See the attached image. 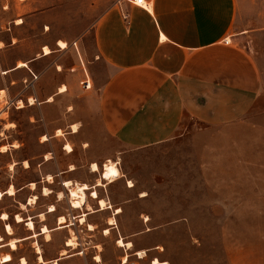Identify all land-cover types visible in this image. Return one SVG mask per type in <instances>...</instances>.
Returning a JSON list of instances; mask_svg holds the SVG:
<instances>
[{"label":"crops","instance_id":"obj_1","mask_svg":"<svg viewBox=\"0 0 264 264\" xmlns=\"http://www.w3.org/2000/svg\"><path fill=\"white\" fill-rule=\"evenodd\" d=\"M146 1L147 9L113 0L93 25V47L82 49L77 43L61 48L50 36L35 39L23 34L22 25L29 15L19 9L28 2L0 0V98L3 94L14 108L18 101L24 102L17 109L25 108L28 123L48 136H43L42 143L65 131L62 138L55 139L65 155L74 152L70 137L87 131L86 119H91L92 132L113 139L120 150H145L177 135L197 133L199 142L191 143L189 194L199 200L192 205L217 208L224 261L264 264V0ZM17 20L22 22L16 24ZM4 22L15 23L8 24L9 33L1 29ZM44 47L49 48L48 53ZM18 62L25 65L19 67ZM30 72L37 78L32 79ZM86 78L90 82L87 89L81 84ZM186 118L197 126L190 129ZM18 125L12 115L0 114V155H12L20 148L13 136ZM73 125H77L76 131H72ZM51 153L43 154L39 162L38 168L45 174L34 189L28 187L31 196H36L32 194L36 184L48 182L46 177L59 176L55 172L68 165L63 173L76 169L73 164L70 169L73 158L52 162ZM24 161L28 162L23 158L21 163ZM11 163L16 166L18 162L11 158ZM66 180L77 182L62 181ZM127 181L132 180H125L126 187L132 188ZM10 185L15 190L12 195L5 193ZM44 187H40L41 196L52 194L43 195ZM24 188L12 176L0 187V201L4 197L12 200L7 206L0 202V235L3 241L14 239L17 246L12 249L8 242L3 243L0 264H19L25 258L18 252L19 246L38 233L35 218L43 222L42 227L47 226L43 218L54 212L45 211L36 201L28 203L31 196L18 198ZM92 189L103 199L96 186ZM2 213L8 216L5 220ZM15 215H24L22 234L14 232L21 223ZM115 215L110 217L115 219ZM28 217L34 223L32 230L26 225ZM86 217L82 224L89 230ZM2 254L11 257L4 261Z\"/></svg>","mask_w":264,"mask_h":264},{"label":"rangeland","instance_id":"obj_2","mask_svg":"<svg viewBox=\"0 0 264 264\" xmlns=\"http://www.w3.org/2000/svg\"><path fill=\"white\" fill-rule=\"evenodd\" d=\"M18 1L28 2V6L19 9L20 13L27 11L26 13L29 15L22 25L23 34H29L35 39L43 35L50 36L57 39V45L61 48L66 45L68 47V43L70 46L77 43L78 48L90 49L93 47V25L113 0ZM8 24L14 25L15 23H2L1 29L7 33L10 30ZM1 95V116L12 115L19 122L13 136L18 139L20 148L12 151V155H0V187H3L7 179L12 176L17 186L26 187L20 191L18 198L31 196L28 187L32 188V186H28V184L41 181L40 175L45 173L38 168V165L43 160V154L48 155L46 154L48 152H52V160H50L52 162L55 159L61 161L67 157L73 158L74 161L69 164H73L76 168L71 173H63L67 171L69 165L61 168L63 171L55 172L56 175L60 174L59 176L53 177L52 182L47 180V183L52 184H36V189L32 191V194L37 196L35 201L39 207H43L47 211L46 207L53 203L55 210L43 218L46 219L44 223L47 226L49 224L48 227L46 226L49 236L39 233L43 222L39 223L37 222L38 218H35V232L38 233L19 246L18 252L23 253L26 264H53L52 261L56 259L58 264H122L121 260L125 255L128 256L126 264H152L154 258L159 260V264H228L223 259L221 231L218 228V219L221 215L217 213V208L193 206L192 203L198 201L199 198L192 193L189 194V172L192 171L189 169V160L193 158L194 152L191 143L199 142L200 135L190 131L185 135H177L161 146L145 150H120L119 145L113 139L92 132L93 128L89 126L91 119H86L87 131L85 133L80 130L73 137L65 134L74 141L75 145L74 152L65 155L55 140L62 138L65 131L62 130L63 134H57L51 142L44 141L42 143L43 136L47 135L38 133L36 125L28 123L25 108L18 110V103L17 108H14L3 97V94ZM24 105L23 102V107ZM184 122L190 129L197 126L190 118H186ZM64 130L66 133L70 132L69 127ZM83 144L86 146L83 147ZM11 158L17 160L16 166L14 163L8 164L11 162ZM23 158L27 159V164H25L26 161L21 163ZM107 159L108 161H106ZM113 161L117 162L120 179H116L111 184L102 181L101 186L97 187V191L106 203L108 201L111 204L112 210L115 207H120L117 209L121 210L117 216L115 215L113 223L116 224L115 228L104 235L103 229L109 230L106 228L108 227L106 221L111 218L110 210L100 211L98 203L89 199L90 197L94 198L92 193L88 194L87 200L91 206L92 211L89 210L92 212L91 214L87 215L85 212L87 206L73 210L68 199V190L61 186V181L73 179L79 183H87L90 188H93L96 180L100 178L99 173L103 164L105 168ZM92 162H96L99 168V171L94 174L91 173ZM72 168L74 167L72 166ZM126 179L132 180L133 182H130L134 187L127 188ZM127 183L129 185V181ZM41 186L48 187L52 194L46 197L41 196ZM60 191H62L63 197L58 200L56 194ZM14 192L15 190L13 194ZM11 201L4 197L0 202L7 206ZM67 213H78L79 219L85 214L88 224L92 223L96 227L93 231H89L84 223L85 227L80 231V228L71 226L72 224L61 225L64 223L62 216L57 225L56 217ZM23 216L20 215L21 218ZM23 224L25 225L24 222L18 224L14 228V232L22 234ZM57 226L61 229H56ZM70 238H73L71 240L74 245L66 247V242ZM119 238L125 242H132L133 248L126 250L123 247H118L117 239ZM5 241L0 243V247ZM36 246L40 248L43 262L38 261ZM63 249L66 250L65 256L68 257L60 259ZM138 250H146V257L139 259L136 255ZM95 254L99 255L101 263L94 261L97 256L94 259L92 257ZM2 257L4 261H8L11 255L2 254Z\"/></svg>","mask_w":264,"mask_h":264},{"label":"bare ground","instance_id":"obj_3","mask_svg":"<svg viewBox=\"0 0 264 264\" xmlns=\"http://www.w3.org/2000/svg\"><path fill=\"white\" fill-rule=\"evenodd\" d=\"M147 7L149 8V5ZM21 22H22L21 20H17L16 24H19ZM43 51L45 53H48L49 52V48L44 47ZM17 65L19 67H22L25 64L23 62H19ZM60 89L63 90L64 86L60 87ZM18 107L19 108L23 107V102L19 101L18 102ZM72 129H73L72 131H76L77 130V125H73ZM42 140H46V137H43ZM5 148L6 147H2V150H4ZM67 149L70 151L71 147L69 145H67ZM106 161H108V160H106ZM25 164H27V162ZM116 165H117V162H115V161H113V162L109 163L108 165H106L105 168H104V164H103L102 170L99 173L100 174V178L97 179V181H96V185H95L96 187L101 186V182L102 181H107L108 183H111V182H113L116 179H119L121 177L120 172H119V170L117 168L118 166H116ZM70 169H74V168H72V165H70ZM91 169L94 172L99 170V168H98L96 163L92 164ZM47 180L48 181H52L53 178L51 176H48ZM63 182H65V185H66V187L65 186L64 187L67 188V190H68V199H69V202H70L72 208L79 209L81 207L87 206V210H91L90 206L86 204V200H87V195L86 194H87L88 190H91L94 198L99 200L98 201V206L99 205L101 206L99 208V210H104V209H106L108 207L106 201L104 199L98 198V195H97L95 189L90 188L89 185H87L86 183L79 184L77 182H73V181H69V180H66V181H63ZM31 186H32V188H34L35 184L32 183ZM129 186L133 187L134 185L129 181ZM13 191L14 190H13V188L11 186L8 189V191L5 192V193H8L9 195H12ZM49 193H50L49 189L44 187L43 188V195H48ZM2 195H3V193L0 192V197ZM58 195H59V198L63 197V194L61 192ZM35 200H36V196H31L29 198V202L28 203H34ZM22 207H24V206H22ZM54 208H55L54 205H51L49 207V212L54 211L55 210ZM119 212H120V209H117L116 213H119ZM2 214L3 215H2L1 218L5 220L8 216H7L6 213H2ZM84 217H85V214H83L81 216V218H80L81 222L85 221ZM15 219H16L17 222H22L23 221V219L19 215H16ZM114 221L115 220H114L113 217L108 219V223L109 224H113ZM26 222H27L26 225L28 226V229H30V230L34 229V223L32 221V218H29L28 220H26ZM88 229L90 231H93L94 230V226L92 224H88ZM6 230H7L8 233H11V228H10L9 225H6ZM40 233L44 234L47 237L49 236V234H48L49 230H48V228L46 226L42 227V230H41ZM107 233H109V230L105 229L104 230V234H107ZM2 241H3V238H2V236H0V243H2ZM7 245L10 246L12 249L16 248L15 240H13V239L10 240L7 243ZM71 245H74V243L72 242L71 239H69L67 241V245L66 246H71ZM117 245H118V247H123L126 250H129V249L133 248L132 242H130V241H126L125 242L122 238L117 239ZM36 252L40 253V248L38 246H36ZM65 253H66V250L63 249L61 251V255L65 254ZM136 255L138 256V258L143 259L144 257H146V250H138ZM127 257H128L127 255L123 256V258H122L123 263L127 262V259H128ZM38 261L39 262H43V259H42L41 255H38ZM95 261L96 262H100V257L97 256ZM152 261H153L152 264H159L160 263L159 260L156 259V258H154ZM52 263L53 264H58V260L57 259L53 260ZM20 264H26V260L22 258L21 261H20Z\"/></svg>","mask_w":264,"mask_h":264},{"label":"built area","instance_id":"obj_4","mask_svg":"<svg viewBox=\"0 0 264 264\" xmlns=\"http://www.w3.org/2000/svg\"><path fill=\"white\" fill-rule=\"evenodd\" d=\"M124 1H127V2H129V3H132V4H134V5H137V6H139V7H142V8H144V9H147L148 7V5H149V2L148 1H146V0H124ZM226 43H227V41H225ZM30 75H31V77H32V79H36L37 78V75H35V74H33L32 72H30ZM26 81V80H25ZM81 84L83 85V88H85V89H87V88H89L90 87V82H89V80H87V78L86 79H84V81H82L81 82ZM45 158V157H44ZM47 180V179H46ZM127 185H128V183H127ZM61 186H65L66 187V185H65V182H63V181H61ZM64 187V188H65ZM103 188V190H104V186L102 187ZM89 194H91V192L89 193ZM93 198V197H92ZM56 199H58V194H56ZM90 200H91V198H89ZM92 200H95V199H92ZM108 206H110V205H108ZM101 206L99 205V208H100ZM85 208H86V206H85ZM46 210L48 211L49 210V207H46ZM108 210H110V216H114L115 214H116V211H117V208L115 207L113 210H112V207H108ZM60 216H63L64 217V220H63V222L64 223H61V225H66V226H69V225H71V226H76V228H80V231L82 230V228H84L85 227V225L84 224H82V222H81V220L79 219V217H77L78 216V213L77 214H73V213H67V214H65V215H59V216H57L56 217V223L58 224L60 221H59V218H60ZM107 222V221H106ZM107 224H109L108 222H107ZM108 226H110L111 228L113 227V228H115V224H110V225H108ZM87 229V228H86ZM77 239V238H76ZM97 254H95V255H93V259L95 258V256H96ZM121 263H122V260H121Z\"/></svg>","mask_w":264,"mask_h":264}]
</instances>
